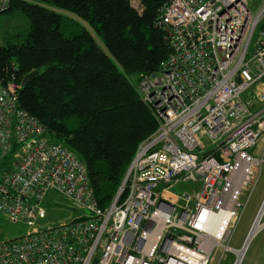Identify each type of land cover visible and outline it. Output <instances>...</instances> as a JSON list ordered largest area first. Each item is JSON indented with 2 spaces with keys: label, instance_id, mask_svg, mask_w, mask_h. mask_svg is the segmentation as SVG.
<instances>
[{
  "label": "built area",
  "instance_id": "2783aa9c",
  "mask_svg": "<svg viewBox=\"0 0 264 264\" xmlns=\"http://www.w3.org/2000/svg\"><path fill=\"white\" fill-rule=\"evenodd\" d=\"M251 1L171 0L158 10L168 56L136 83L157 130L105 209L85 164L19 106L14 78H0V214L28 228L0 241V264H210L218 247L234 253L228 242L245 207L241 195L251 194L262 162L250 150L264 134V0L255 14ZM10 3L0 0V13ZM186 182L196 186L171 192ZM50 192L80 214L38 226ZM263 208L264 200L248 236L264 229L263 215L255 225ZM215 216L211 246L203 237ZM149 231L150 251L140 246Z\"/></svg>",
  "mask_w": 264,
  "mask_h": 264
},
{
  "label": "trees",
  "instance_id": "16d2710c",
  "mask_svg": "<svg viewBox=\"0 0 264 264\" xmlns=\"http://www.w3.org/2000/svg\"><path fill=\"white\" fill-rule=\"evenodd\" d=\"M169 1L11 0L5 12L22 13L30 29L22 42L0 46V78L21 86L38 72L21 87L19 106L85 164L101 209L116 198L139 145L157 130L136 83L168 56L154 21Z\"/></svg>",
  "mask_w": 264,
  "mask_h": 264
},
{
  "label": "rangeland",
  "instance_id": "374dc122",
  "mask_svg": "<svg viewBox=\"0 0 264 264\" xmlns=\"http://www.w3.org/2000/svg\"><path fill=\"white\" fill-rule=\"evenodd\" d=\"M251 3L253 5L252 13L255 14L260 2L253 0ZM58 12L72 18L80 27L84 25L77 18L62 11ZM29 29L30 21L19 11L14 10L10 13H0V46L8 43L22 42L26 38ZM94 36L98 48L106 52L102 39L97 34H94ZM250 153L257 159L262 160V162L255 175V186L251 194L248 197L247 193L241 195V200L245 207L228 242L232 250H238L243 247L264 200V134L257 140L256 145L250 150ZM195 186V184L190 182L181 183L175 185L171 189V192L179 194L183 191H189ZM42 206L46 210V218L40 221L38 226L44 228L69 222L80 214L77 206L72 201L55 192L47 194ZM262 221H264V213ZM27 231L28 228L26 226L12 224L3 214H0V241L19 238L25 235ZM263 258L264 229L249 242L239 264H264ZM235 262L236 256L233 252H224V248L218 247L213 253V260L210 264H234Z\"/></svg>",
  "mask_w": 264,
  "mask_h": 264
},
{
  "label": "bare ground",
  "instance_id": "6f19581e",
  "mask_svg": "<svg viewBox=\"0 0 264 264\" xmlns=\"http://www.w3.org/2000/svg\"><path fill=\"white\" fill-rule=\"evenodd\" d=\"M263 210H264V208L261 210V212H260V214H259V217H258V220L256 221V224H255V225H257L259 219H260L261 216L263 215ZM220 220H221V218H220L219 216H215V218L212 220V224H211L212 226H211V229H210L209 232L205 235V237H203V238H205V241H206V242H208V243L211 244V246H212V245H215V244L218 243V237H219L218 234H219V230H218V227H216V225L218 224V221H220ZM255 230H256V229H255V227H254L252 232L254 233ZM155 238H156L155 232L149 231L148 234L146 235V238H145L144 240H141V243H140L141 248H143V249H148V251H150L151 248H152L151 245L153 244ZM252 238H254V236H253V234L251 233V235L248 236L247 241H246L244 247L241 249V252L236 253L237 256H238V258H237V256H236L237 259H236L235 264H239V263H240V259H241V257L243 256V254H244V252H245L246 246H247V244H249L248 242H249ZM234 253H235V252H234Z\"/></svg>",
  "mask_w": 264,
  "mask_h": 264
},
{
  "label": "water",
  "instance_id": "95a60500",
  "mask_svg": "<svg viewBox=\"0 0 264 264\" xmlns=\"http://www.w3.org/2000/svg\"><path fill=\"white\" fill-rule=\"evenodd\" d=\"M37 73H38V72L35 70V71H32V72L28 73L27 75H25V76L23 77V79H22L21 87H24V86L27 84V82H28L32 77H34ZM118 192H119V190H118ZM246 241H247V239H246ZM246 241H245V243H246ZM245 243H244V245H245Z\"/></svg>",
  "mask_w": 264,
  "mask_h": 264
},
{
  "label": "crops",
  "instance_id": "0c3cea01",
  "mask_svg": "<svg viewBox=\"0 0 264 264\" xmlns=\"http://www.w3.org/2000/svg\"><path fill=\"white\" fill-rule=\"evenodd\" d=\"M251 240H252V239H251ZM251 240H250V241H251ZM250 241H249V242H250ZM249 242H248V243H249ZM247 245H248V244H247ZM243 247H244V246H243ZM243 247H242V248H243ZM242 248H240V249H238V250H234V252H235V253H234L235 256H237L236 253L241 252V249H242ZM246 249H247V246H246ZM246 249H245V251H246ZM244 253H245V252H244ZM243 255H244V254H243ZM242 257H243V256H242ZM242 257H241V259H242ZM237 258H238V256H237ZM237 258H236V259H237ZM241 259H240V261H241ZM263 260H264V258H263ZM234 264H235V263H234ZM262 264H263V263H262Z\"/></svg>",
  "mask_w": 264,
  "mask_h": 264
}]
</instances>
